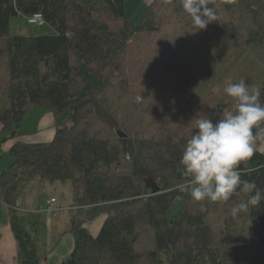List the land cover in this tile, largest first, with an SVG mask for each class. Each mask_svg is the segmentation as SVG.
I'll use <instances>...</instances> for the list:
<instances>
[{
	"label": "trees",
	"instance_id": "obj_1",
	"mask_svg": "<svg viewBox=\"0 0 264 264\" xmlns=\"http://www.w3.org/2000/svg\"><path fill=\"white\" fill-rule=\"evenodd\" d=\"M127 1L0 0L4 132L16 138L32 110L69 114L51 141L17 139L0 173L18 264H41L18 213L21 193L37 179L72 183L75 246L62 264H255L264 254V202L233 217L245 193L194 202L178 185L187 182L179 161L196 119L215 122L235 105L223 92L229 81L259 87L264 104V79L250 83L241 73L264 66V0H212L219 20L196 32L179 0H150L138 24L126 15ZM39 12L54 35H10L13 17ZM239 170L264 188L263 151ZM149 178L159 192L146 186ZM101 213L107 217L92 236L83 223ZM146 233L153 246L142 253Z\"/></svg>",
	"mask_w": 264,
	"mask_h": 264
},
{
	"label": "clouds",
	"instance_id": "obj_2",
	"mask_svg": "<svg viewBox=\"0 0 264 264\" xmlns=\"http://www.w3.org/2000/svg\"><path fill=\"white\" fill-rule=\"evenodd\" d=\"M195 31L219 20L212 0H179ZM214 88L213 92H219ZM224 94L235 101V111H225L222 118H197L195 131L187 140L179 164L185 184L194 202H228L243 192L247 200L231 208L238 216L264 202V188L255 181L242 179L239 166L255 154L257 143H264V104L259 87H249L245 80L229 81Z\"/></svg>",
	"mask_w": 264,
	"mask_h": 264
},
{
	"label": "rangeland",
	"instance_id": "obj_3",
	"mask_svg": "<svg viewBox=\"0 0 264 264\" xmlns=\"http://www.w3.org/2000/svg\"><path fill=\"white\" fill-rule=\"evenodd\" d=\"M147 7L146 2L143 0H128L126 2V15L127 17L133 20L134 24H138L142 18L143 12ZM10 35H26L27 34H35V35H46L55 33V29L48 23L43 22L41 24L36 25H28L26 18H21L20 16L13 17L10 20ZM249 54H252V57H256L254 53H248L247 59H249ZM264 58V57H263ZM0 102L3 97L4 90L6 85L2 82L6 77L4 75L5 62H0ZM247 69L242 73V77L248 79L250 83L258 82L261 78L264 79V66L261 63L258 64H250L246 66ZM235 105H233L230 111H233ZM42 110L36 109L32 110L29 116L24 119L21 123V129L25 130V136L20 138L19 140L25 142H48L54 138L55 129L52 132L49 131V128H45L41 130L40 128V118L34 117V114L37 112H41ZM60 123L68 125L69 114L68 111L62 112L57 117ZM38 127V128H37ZM125 132V131H124ZM127 133V132H125ZM11 131L6 134H1L0 138L3 139L4 136H11ZM4 140V139H3ZM6 141L0 147V165L6 166L11 165L13 158L10 156L9 151L5 144ZM256 150H260L264 152V143L260 146H255ZM51 197H56L58 199L59 204L63 207V210H53L51 212H43L41 210L42 207L45 206L47 200H50ZM22 204L26 207H30V211L34 213H27L19 211V215H21V220L27 225H32V234L34 243L37 247L38 253L46 256H55L54 252L57 250H63L64 244L73 237L70 231L71 218L75 214L74 207V197L72 190L71 182H49L47 180L37 179L32 181L28 186L25 187L23 192L19 198ZM184 198L176 200L170 208L169 217L176 214L183 206ZM22 210L21 206L19 205ZM72 209V210H71ZM38 211V213H37ZM40 211V212H39ZM107 215L105 213H101L99 216L95 217L92 220H87L83 223V226L88 229L92 236H97L105 222ZM81 220V219H80ZM0 229L3 230L4 222L0 219ZM35 224V225H34ZM8 225V223H7ZM143 239L140 245L138 246V250L143 253V251L149 250L152 245V238L149 233L143 234ZM75 239V238H74ZM73 249V248H72ZM258 257L255 264H264V254ZM45 264L44 261H42Z\"/></svg>",
	"mask_w": 264,
	"mask_h": 264
},
{
	"label": "crops",
	"instance_id": "obj_4",
	"mask_svg": "<svg viewBox=\"0 0 264 264\" xmlns=\"http://www.w3.org/2000/svg\"><path fill=\"white\" fill-rule=\"evenodd\" d=\"M143 1L146 2V5L150 2V0H143ZM40 110H42V111L34 114V117H36L37 119L40 118L39 121H40L41 130H44L45 128H49L50 132H52V130H54V129L56 131V128L58 127V125L63 124V123H60L59 119L57 118L58 116L56 117V114H54L52 111L47 110V109H40ZM20 126H21V124L19 125V127L16 130L17 135H18L16 138L11 139L10 138L11 136H9L7 138H6V136L3 137V139H7V142H5V144H4L6 146H4V147H6L9 152H10V148H11L12 144L15 141H17V139H20L23 136H25V130H22ZM3 133L6 134V132H4V130H3L2 124H0V135ZM3 139L0 138V141H3ZM32 143H40V142H32ZM8 164H10V163H8ZM8 164L4 167L0 165V173L9 170L11 165H8ZM52 198L56 199V197H51V199ZM50 200H47V203L45 204L44 207L50 205V204L48 205ZM56 202H57V205H59L60 207H57L53 204L52 205L53 210H60V211L63 210V207H61V205L59 204L58 199H56ZM18 205L21 206L22 210H19V211H21L22 213L25 211L27 213H32V211H30L32 209H30V207L24 206L22 204V202H18ZM44 207H42V208H44ZM19 209H20V207H19ZM34 213H32L31 215H33ZM37 213H38V211H37ZM0 219H2V221L4 222L3 230L1 231V229H0V264H18V243H17V240L14 236V232L11 228V220H10V213H9L8 207H4V206L0 205ZM20 220H21V218H20ZM70 222H72V218H71ZM7 223H8V225H7ZM27 226H31V228H32V225H27ZM74 246H75V239L73 236L64 244L63 250L60 249V250H58V251L56 250L54 252L55 256H53V257L49 256L48 257L46 255L39 254V256L41 258V264H43L42 261H44L45 264H62L63 261L65 259H67L69 257V255L72 253ZM257 259L254 261L255 263H256Z\"/></svg>",
	"mask_w": 264,
	"mask_h": 264
},
{
	"label": "built area",
	"instance_id": "obj_5",
	"mask_svg": "<svg viewBox=\"0 0 264 264\" xmlns=\"http://www.w3.org/2000/svg\"><path fill=\"white\" fill-rule=\"evenodd\" d=\"M26 21H27V24H28V25L41 24V23L44 22V16H43L42 13L39 12V13H36V14H34V15H32V16L26 18ZM49 204H50V205H49ZM53 204H54L55 206H57V207H60L59 205H57L56 199L52 198V199L49 201V203H48L49 206H46V207L42 208L41 210H42L43 212H51V211H53V208H52V205H53ZM0 205H1V206H4V207H7V204L2 200L1 195H0Z\"/></svg>",
	"mask_w": 264,
	"mask_h": 264
},
{
	"label": "water",
	"instance_id": "obj_6",
	"mask_svg": "<svg viewBox=\"0 0 264 264\" xmlns=\"http://www.w3.org/2000/svg\"><path fill=\"white\" fill-rule=\"evenodd\" d=\"M118 134L121 138H126L127 135L123 131H118ZM146 182V186L152 190L153 193L159 192L158 185L153 181L152 178H149Z\"/></svg>",
	"mask_w": 264,
	"mask_h": 264
}]
</instances>
